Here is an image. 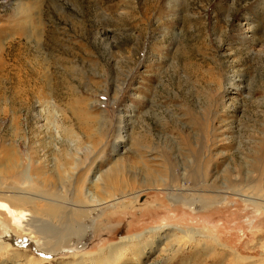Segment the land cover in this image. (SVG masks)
<instances>
[{"label": "rangeland", "instance_id": "rangeland-1", "mask_svg": "<svg viewBox=\"0 0 264 264\" xmlns=\"http://www.w3.org/2000/svg\"><path fill=\"white\" fill-rule=\"evenodd\" d=\"M151 2L39 0L38 25L0 0V21L25 33L8 50L12 80L0 79V140L16 152L6 161L0 144V192L57 196L65 215L51 220L25 198L0 196V264H77L142 234L138 257L127 241L119 260L102 264H235L229 251L264 264V207L232 191L248 187L240 190L248 196L264 183V14L255 19L256 0H184L178 14ZM249 12L259 26L253 38ZM38 30L39 49L30 38ZM78 111L90 117L86 129ZM202 160L205 186L192 181ZM144 161L152 185L142 183ZM76 188L107 197V206L73 209ZM181 190L204 205L175 201ZM157 228L163 238L145 234ZM173 228L200 242L189 249ZM212 245L228 251L223 262H213L222 251L208 252Z\"/></svg>", "mask_w": 264, "mask_h": 264}, {"label": "bare ground", "instance_id": "bare-ground-1", "mask_svg": "<svg viewBox=\"0 0 264 264\" xmlns=\"http://www.w3.org/2000/svg\"><path fill=\"white\" fill-rule=\"evenodd\" d=\"M10 1H11V3H13V4L16 5L15 6V9H17L18 11L21 12V11H24V9H25V11L28 12V19L29 20L34 19L35 22L38 25H41L42 24V18H43L42 10H43V7H42V4L39 3V0H35V2L32 5L28 6V7L27 6H23V4L20 2V0H10ZM118 3H119V4H117L118 6L123 7L125 9L128 8L126 2L122 1V2H118ZM183 4H184V0H152V2H151L150 5L156 11L157 10H160L161 12L162 11L163 12L166 11V12H169V13L178 14L179 12H181V10H182V6L181 5H183ZM254 10L256 11V18L255 19L257 20L260 13L264 14V0H256V6L254 7ZM255 19H253V18L250 17V12L247 13V16H244L246 28L250 31L252 38L255 37V35H257V30L259 28L258 25H253ZM9 30H10V28H8L7 24H5L4 22H1L0 21V74H1V78L0 79L2 80V83L1 84L10 83V81L12 80L11 70H10L11 69V65L8 63V58L10 57V53H9L10 50L9 49L11 48V45L14 43L13 41H16V40L17 41H20L21 37L25 36V33H23V34H21L19 32L12 33L13 31L11 32ZM43 35H44V31L42 32L41 30H38L37 32H34V37H30V38H33V41L35 42V46H36L37 49H39L40 47H42ZM8 50H9V52H8ZM49 115H51L50 116V119H47V120H49V122L52 124L53 121H54L53 120L54 116H53V114H50V113H49ZM74 117L76 118L77 123L80 125V127L86 129V126H88V123L90 121V117H87L84 113L79 112V111L74 113ZM65 134L68 135L67 133H65ZM121 140L122 139H120V141ZM0 144H2V147L4 148L2 150V153H3L2 155L5 157L6 161H8L9 158H11L12 155H16V152L15 151L14 152H12V151L9 152V150L5 146V141L4 140H0ZM121 147H122V145H121ZM9 161H11V160H9ZM186 162L187 161H185V165H186ZM143 163L144 164L142 166L143 167L142 170L146 172L145 175H146L147 178H145L144 180H142V183L148 184V185H152L156 181L153 178V174H151V172H150V168L148 166L145 167L146 162L144 161ZM17 165H15L12 169H14ZM208 165L209 164H208L207 160H204L203 162H199L198 163V166H197L198 167V171H196L194 169L193 172H192V176L193 177L195 176L194 178H192V181H193V179H194V181L199 180V179H203V178H200L201 176H204V178H205V176L207 174L205 171H206L207 167H209ZM18 168H19V166H18ZM110 173H106L103 176V178H106L107 179L108 176L110 175ZM207 177H208V175H207ZM30 178H31L30 176L28 178L25 175V181H28V179H30ZM196 178H198V179H196ZM157 180H159L161 183H164V180L161 179V178H159ZM96 184L97 183H93L91 185H96ZM199 184L202 185V186H205L206 182L203 179L202 181L199 182ZM112 186H113V184H112ZM118 186H119L120 190H122V188L124 190L125 187H126V185H122L121 183H119ZM106 188L110 189V186L107 185ZM232 188H234V186ZM241 188H243V189H240V190H243L244 191L246 187H242L241 186ZM246 189H248V187ZM240 190L237 189V190H232V191H236L235 192V195L236 196L239 194L238 197L241 199V201H243L244 203H251L252 205L255 204L257 207L258 206H260L262 208L264 207V203L263 202H260L262 200H260L258 198L259 196H262V194H264L263 193L264 192V183L262 184V186L260 188H258L256 190H250L251 194L248 195V196H247V194L246 195H243ZM169 191L170 192H178L179 190L169 189ZM190 192H194V191L192 190ZM103 193L106 196H108V193L109 192L103 189ZM187 193L188 192L184 193V195H186ZM194 193H196V192H194ZM30 194H32V193H29L27 195H24V194L21 195V193L20 194L19 193L17 194L15 192L14 193L13 192H4V191L0 192V196H2V197L4 196V197L14 198V199L15 198H25V207L26 208H28L30 211L32 210V212H34V213H37L38 211H40L39 214H42L44 217H47V218H49L51 220L56 219V218L61 219L63 216H65L64 214H62V216L60 217L59 214H61V213H58V212H60L61 209L59 210L60 206L58 207V203L56 204V201L58 200L57 199V196H54V199H51V198H47L48 195H40V196H36V198L38 199L37 200L33 195H38V194H33V195H30ZM46 194H48V193H46ZM72 195H73V198H74V201L73 202L75 203L72 206L73 209H76V210L80 209L82 211H79V212H81L83 214H84V211H89V212L91 210H95L96 211L99 208H100V210H103L107 206V205H105V203L107 202V197L103 196L104 198H102V197L100 198V197L97 196V194H95V192H93V194H90V196L87 194V196L84 197L83 195H79L78 194V188H76L74 190V192H73ZM182 195H183V192L181 190L180 191V194H177L176 197L174 198L175 201H177L179 198H181V199H184V203L185 204L190 205L191 207H192V204L191 203H194V202L195 203L198 202L197 205L200 208H201L202 205H204V203L201 202L202 195L199 196V195L196 194L195 197H194L195 194H191V193L188 194V195H186V196H182ZM252 195H255L256 197H251ZM133 196H136V195L133 194ZM216 197H217V199H219V196H215L214 195L213 197H210L209 200L210 201H213V200H215ZM198 199H200V200H198ZM19 200L21 201L23 199H19ZM36 201L37 202L43 201L45 204H44V206H42V208H40L37 205V202ZM53 203L55 205H53ZM86 204L87 205L89 204V205L87 206ZM29 205H32V206H29ZM70 210H71V208H70ZM164 230L165 229H161V228L149 229V230L146 231L145 234L151 233L152 235L155 236V238L160 239V238H163V236H161V231H164ZM172 230L175 232V234H179V236L183 239V242L184 243L183 242L182 243L185 244L186 247H189V249L192 247L191 245H194V244H197V243L200 242V238H199L198 234L194 233L191 230H180L178 228H173ZM152 235H150V236H152ZM164 235H166V234H164ZM143 236H144V234H142L140 236H133L131 238H126V239L125 238L124 239L122 238V239H120V241H118V242H116L114 244L108 245L105 249H100L98 251V253L96 255H94V256H82V257H80L79 258V261L77 262V264H102L103 262H106V261H109V260H111V261L119 260L121 258L122 252H124L125 249H126V248H124V246H123L124 244L123 243H125L127 241L128 242H131V243H135L137 245L136 248H135V250L134 249L133 250H134V254L136 256L137 255L139 256L141 254V252H140L141 251V248L139 247V245H141V243H143L142 240H141V238ZM200 237H201V235H200ZM152 239H153V236H152ZM151 244H153V242L150 243L149 245H151ZM173 244L174 243L169 244L168 247L171 248L172 246H174ZM126 245H128V244H126ZM205 248H208V250H209L208 252L213 253L215 256H217V254H215V252H214L215 249H217V250L220 249L222 251V252H220V256L218 257V259L217 258L216 259H213V262L214 263H216L218 261L219 262L220 261L223 262L224 259H225V257H226V255H227L224 252L226 250L223 249V246H221V245H218V248L216 246H214V245H212L211 247L206 246ZM205 248H203V249H205ZM164 250H167V246H166V248H164ZM106 252H108V254H106ZM126 252H127V250H126ZM226 252H228V251H226ZM222 253H224L225 255H223ZM228 256H229V259L226 257L225 260H227L230 263H235V264H248L247 262L250 263V261H251L247 257H242V255H238V253H234V252H230V251L228 252Z\"/></svg>", "mask_w": 264, "mask_h": 264}]
</instances>
